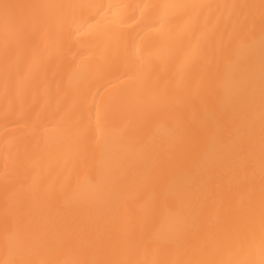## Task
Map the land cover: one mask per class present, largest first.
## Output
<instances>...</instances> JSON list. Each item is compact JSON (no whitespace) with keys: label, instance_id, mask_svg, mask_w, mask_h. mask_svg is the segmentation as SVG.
Instances as JSON below:
<instances>
[{"label":"bare ground","instance_id":"1","mask_svg":"<svg viewBox=\"0 0 264 264\" xmlns=\"http://www.w3.org/2000/svg\"><path fill=\"white\" fill-rule=\"evenodd\" d=\"M0 264H264V0H0Z\"/></svg>","mask_w":264,"mask_h":264}]
</instances>
